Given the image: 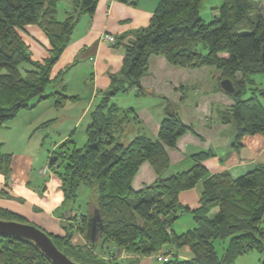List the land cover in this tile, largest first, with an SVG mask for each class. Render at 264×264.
I'll return each mask as SVG.
<instances>
[{
	"label": "trees",
	"instance_id": "16d2710c",
	"mask_svg": "<svg viewBox=\"0 0 264 264\" xmlns=\"http://www.w3.org/2000/svg\"><path fill=\"white\" fill-rule=\"evenodd\" d=\"M60 1L0 0V130L35 102L52 98L61 108L77 99L61 91L47 94L46 89L61 79V74L52 78L53 69L78 20L95 12L97 0H72V9L63 21L58 19ZM157 1L149 26L126 46L121 72L111 76L110 88L89 112L85 145L81 147L69 138L54 154L59 160L55 172L64 194L63 217L71 223L64 227V236L48 234L71 259L98 264L96 259L83 257L72 241V223L79 215V188L95 186L99 190L95 208L103 219L100 238L107 249L114 247L132 254L134 258L127 259L131 264L160 251L170 255L163 264H237L239 257L250 252L264 254V165L237 178L229 172L211 175L204 160L212 153L202 151L192 155L194 164L189 170L168 176L167 147H175L178 138L192 127L182 122L177 111L168 109L157 140L137 135L126 143L117 130L128 122V113L133 110L122 109L112 98L132 88L142 93L140 80L154 55H164L175 66L215 67L222 72L221 80L231 79L236 89L235 105L220 112V120L234 128L235 147L240 149L246 136L264 134V90L254 89L251 78L264 73L261 1L224 0L217 7L219 15L208 23L200 17L205 0ZM29 25H38L50 39L49 56L42 61L33 60L21 35ZM24 64L31 69L26 70ZM131 120L139 121L137 117ZM144 162L152 165L157 179L136 190L132 180ZM10 165L11 155L3 153L0 143V172L8 174ZM200 184V206L191 209L180 204L179 194ZM215 208L218 210L212 214ZM93 212L81 213L85 235ZM184 213L191 214L196 225L178 233L174 226ZM0 219L29 223L1 207ZM218 241L222 242L221 254ZM185 246L195 254L193 259L177 258L174 249ZM0 264L53 263L32 242L0 236Z\"/></svg>",
	"mask_w": 264,
	"mask_h": 264
},
{
	"label": "crops",
	"instance_id": "0c3cea01",
	"mask_svg": "<svg viewBox=\"0 0 264 264\" xmlns=\"http://www.w3.org/2000/svg\"><path fill=\"white\" fill-rule=\"evenodd\" d=\"M68 1L65 18L72 9V0ZM157 4V0H97L95 12L80 17L52 72V78L61 74V79L51 83L49 92L46 91L47 94L61 91L77 99L69 100L61 108L52 98L35 102L34 107L20 111L0 130L3 153L11 155L9 173L0 172L1 208L21 215L49 234H66L61 221L64 218L61 181H57L55 176H47L52 168H46L67 139L73 138L76 143L77 139H81L76 137L79 128L83 127L85 118L102 98V93L110 88L111 76L121 72L126 46L132 45L137 34L149 26ZM217 15L219 10L216 7L211 16ZM65 18L60 20L58 17L60 21ZM106 33L116 37L117 45L102 40ZM21 35L33 60L42 61L49 56L50 39L38 25L25 27ZM23 66L26 70L31 69L29 65ZM221 74L215 67L175 66L164 55L152 56L148 71L140 80L142 93L132 88L123 92L124 96L119 93L112 98L122 109L133 110L128 113V122L118 128L117 135L126 143L137 135L157 140L161 123L168 109H172L192 129L178 138L175 147H167L170 168L166 175L189 170L194 164L192 155L202 151L212 153L204 160L211 175L229 172L237 178L264 165V134L244 137L242 146L237 149L233 126L220 120V112L235 105L233 94L221 87ZM238 77L241 75L238 74ZM251 78L254 89L264 90V73ZM131 94H135L132 101ZM249 96L250 93L246 95ZM261 100L264 104V97ZM133 117L139 121L131 120ZM89 124L90 118L82 131L86 133ZM156 179L152 165L144 162L132 185L140 190L154 184ZM202 187L200 184L194 189L182 191L179 194L180 204L191 209L198 208ZM217 210L213 209L212 214ZM184 214L176 224L181 223ZM190 219L189 229L196 225L193 217ZM67 221L71 223V220ZM125 253L126 257L120 258H134L132 254ZM174 253L181 260L195 257L187 246L174 249ZM262 259L263 253L253 251L239 257L237 264H261ZM152 262V256H142L137 264Z\"/></svg>",
	"mask_w": 264,
	"mask_h": 264
},
{
	"label": "rangeland",
	"instance_id": "374dc122",
	"mask_svg": "<svg viewBox=\"0 0 264 264\" xmlns=\"http://www.w3.org/2000/svg\"><path fill=\"white\" fill-rule=\"evenodd\" d=\"M224 0H205L202 8L200 10V17L206 22H210L213 18V16H211V13L215 10L216 7H219ZM260 8L262 10V12L264 13V0H260ZM68 0H63L59 3V19L62 20L65 18V11L67 9V4H68ZM51 85L48 86V88L46 89L47 92H49ZM126 93V92H125ZM125 93H121V95L125 94ZM124 96V95H123ZM126 96V95H125ZM131 101L135 98V94H131ZM117 98V97H116ZM100 101V100H99ZM83 102V101H82ZM123 103V102H122ZM89 115H87V117L84 120L83 123V127H80L76 137H81V139H77V144L81 147H83L85 145V143L87 142V135L85 133L86 127H84L85 125H87L88 120H89ZM132 118V117H131ZM59 160L55 162V164L52 166V169L50 171V169L48 170L47 176H55V178L57 179V181L59 180L60 182V178L58 177V175L55 172V167H58ZM48 164V161H47ZM54 171V173L52 172ZM99 201V190L97 187L92 186V187H88V186H84L82 185L79 188L78 191V200L76 202V207L77 209L80 211L79 213V219H77L74 223V227H73V244L75 246H79L81 249V254L84 255L83 257H87V258H93L96 259L98 261V264H131V262H128L127 259H123L120 258V256H123L124 258L126 257V251L123 253L121 251H117L115 248L111 247L110 249H107L108 246L107 244H103V239L100 238V240L96 243L95 246H92L87 240H86V235L85 233L81 230L82 227L84 226V222H83V217H81V213H87L88 211H93L95 209V207L98 205ZM62 209L64 208L63 204L61 205ZM77 210H75L74 212H76ZM191 214H184V216L182 217L181 223L176 224V229L178 233H181L183 231H186L187 229H189L187 226L188 222H190L192 219ZM63 223V226L65 227L66 225L70 224L69 221H67V219H62L61 220ZM33 224V223H32ZM36 225V224H35ZM38 226V225H36ZM39 228H41L42 230L46 231L47 233H49L47 230H45L44 228L38 226ZM227 244V242H226ZM105 245V246H104ZM222 242L218 241L217 242V249L219 251V253H222ZM104 246V247H102ZM82 247V248H81ZM105 262V263H104ZM152 264H163L162 262H159L157 260L154 259V262H152Z\"/></svg>",
	"mask_w": 264,
	"mask_h": 264
},
{
	"label": "water",
	"instance_id": "95a60500",
	"mask_svg": "<svg viewBox=\"0 0 264 264\" xmlns=\"http://www.w3.org/2000/svg\"><path fill=\"white\" fill-rule=\"evenodd\" d=\"M261 60L264 65V44L262 46ZM221 87L227 93L233 94L236 89L231 79L221 81ZM57 156L51 157L48 166L52 167L57 161ZM103 228V219L98 208L94 209L93 216L89 218L86 240L93 245L99 241ZM0 236H16L32 242L53 264H88L77 262L61 251L51 236L32 223L0 219Z\"/></svg>",
	"mask_w": 264,
	"mask_h": 264
},
{
	"label": "built area",
	"instance_id": "2783aa9c",
	"mask_svg": "<svg viewBox=\"0 0 264 264\" xmlns=\"http://www.w3.org/2000/svg\"><path fill=\"white\" fill-rule=\"evenodd\" d=\"M102 40L112 45L116 43V37L113 34H109V33L104 34L102 37ZM49 168H52V167L47 166L46 170H48ZM77 219H79V216L77 217ZM152 257L154 259H157V261L159 262H165L170 259V255L164 254V252L162 251H160V253L158 254L152 255Z\"/></svg>",
	"mask_w": 264,
	"mask_h": 264
}]
</instances>
